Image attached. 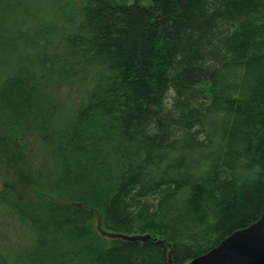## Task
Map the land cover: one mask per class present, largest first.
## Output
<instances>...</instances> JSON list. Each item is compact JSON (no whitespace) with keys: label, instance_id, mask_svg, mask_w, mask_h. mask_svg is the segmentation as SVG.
<instances>
[{"label":"trees","instance_id":"trees-1","mask_svg":"<svg viewBox=\"0 0 264 264\" xmlns=\"http://www.w3.org/2000/svg\"><path fill=\"white\" fill-rule=\"evenodd\" d=\"M50 10L0 0V143L54 193L0 189V264H185L257 221L264 0Z\"/></svg>","mask_w":264,"mask_h":264},{"label":"rangeland","instance_id":"rangeland-1","mask_svg":"<svg viewBox=\"0 0 264 264\" xmlns=\"http://www.w3.org/2000/svg\"><path fill=\"white\" fill-rule=\"evenodd\" d=\"M38 1L41 3V6H43V11L45 12H50V9L53 8L55 3V0ZM170 93L173 94L172 92ZM71 95H68V97H71ZM28 137L27 145L34 142L35 136L34 134H29ZM23 148L26 150L28 149V147ZM29 148L30 152L32 153L35 147L30 146ZM40 164L41 160L38 155L31 157L27 151H18V147H16V145L1 142L0 189L3 187L11 188L19 193H24L29 199H37L38 197H54V193L51 191L52 186L47 166L43 168ZM97 218L95 220V229L104 233L103 231L105 228L101 224V219L99 218L97 220ZM105 234L107 236H114L109 235L110 233L108 232H105ZM74 248L75 253L77 254L79 247L76 246ZM190 262L191 260L187 261L185 264H190ZM75 264L78 263L76 262Z\"/></svg>","mask_w":264,"mask_h":264},{"label":"water","instance_id":"water-1","mask_svg":"<svg viewBox=\"0 0 264 264\" xmlns=\"http://www.w3.org/2000/svg\"><path fill=\"white\" fill-rule=\"evenodd\" d=\"M190 264H264V211L257 221L232 232Z\"/></svg>","mask_w":264,"mask_h":264}]
</instances>
